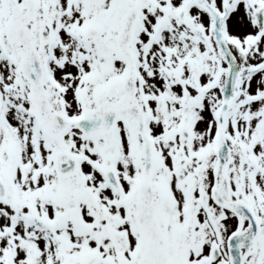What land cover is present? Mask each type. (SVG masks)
Returning a JSON list of instances; mask_svg holds the SVG:
<instances>
[{"label": "snow or ice", "instance_id": "obj_1", "mask_svg": "<svg viewBox=\"0 0 264 264\" xmlns=\"http://www.w3.org/2000/svg\"><path fill=\"white\" fill-rule=\"evenodd\" d=\"M0 264H264V0H0Z\"/></svg>", "mask_w": 264, "mask_h": 264}]
</instances>
